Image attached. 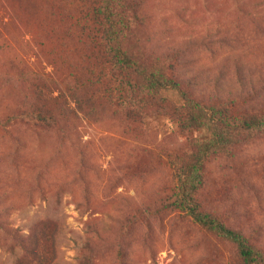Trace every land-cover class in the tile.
Segmentation results:
<instances>
[{
  "label": "rangeland",
  "instance_id": "obj_1",
  "mask_svg": "<svg viewBox=\"0 0 264 264\" xmlns=\"http://www.w3.org/2000/svg\"><path fill=\"white\" fill-rule=\"evenodd\" d=\"M45 2L35 0L32 11L25 0H0V119L18 111L29 89L32 94L42 90L46 102L59 107L64 98L54 97L68 95L67 85L75 82L72 71L82 67L97 70L94 90L84 89L96 114L74 108L69 98L63 138L56 130L22 123L0 127L2 220L23 235L31 227L55 225V264L83 263L87 251L79 250L76 240L87 229L94 248L89 264H118L120 247L126 264H236L231 244L176 211L152 215L150 227L141 220L125 228L126 216L174 196L173 155L202 134L182 130L167 107L144 109L126 96L104 61L49 40ZM144 8L148 20L140 30L147 48L156 55L177 54L182 74L211 83L222 77L227 87L236 58L262 65L264 0H144ZM257 72L244 75L253 82L246 93L262 88ZM130 106L141 116L130 118ZM206 186L209 208L232 227L257 234L256 243L264 248V134L213 159ZM48 246L45 241L41 247ZM16 259L39 264L0 228V264Z\"/></svg>",
  "mask_w": 264,
  "mask_h": 264
},
{
  "label": "trees",
  "instance_id": "obj_2",
  "mask_svg": "<svg viewBox=\"0 0 264 264\" xmlns=\"http://www.w3.org/2000/svg\"><path fill=\"white\" fill-rule=\"evenodd\" d=\"M34 2L25 0V5L34 11ZM43 8L47 18L44 31L49 40L72 44L83 52L84 58L104 61L109 73L125 88L126 96L131 95L144 109L150 105L167 107L172 120L182 130L202 134L173 155L178 181L174 196L159 206H145L136 215L126 216L125 228L129 231L141 220L150 227L152 215L176 211L182 218L231 244L236 250V264H264V248L256 243L258 235L229 225L209 208L205 199L207 165L264 134V59L259 66L236 58L234 78L226 79L227 87L222 77L212 83L200 82L196 75L182 74L177 54L156 55L147 48L145 34L140 30L148 20L144 0H46ZM259 25L264 26V19ZM257 70L262 88L246 93L247 86L253 82L251 79L247 82L244 75H253ZM96 72L87 67L73 69L75 82L67 85L68 95L60 93L54 97L64 98L59 107L49 105L42 90L32 94L29 89L18 111L0 119V127L22 123L35 130H56L63 138L72 109L69 98L74 108L89 116L96 114L95 107L90 105L92 96L84 91L96 87ZM81 89L84 94L80 93ZM127 115L138 118L141 111L130 106ZM0 228H6L16 243L22 244L30 259L39 264H55V225L49 224L44 230L31 227L29 234L23 235L18 228L11 229L0 213ZM90 233L87 229L86 235L76 240L77 248L87 251L82 264H89L90 253L94 252ZM45 241L49 242L48 249L41 247ZM21 262L16 259L14 264ZM118 264H126L122 247L118 250Z\"/></svg>",
  "mask_w": 264,
  "mask_h": 264
}]
</instances>
